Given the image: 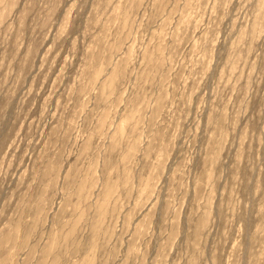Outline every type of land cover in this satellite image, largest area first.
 I'll use <instances>...</instances> for the list:
<instances>
[{"label":"rangeland","instance_id":"1","mask_svg":"<svg viewBox=\"0 0 264 264\" xmlns=\"http://www.w3.org/2000/svg\"><path fill=\"white\" fill-rule=\"evenodd\" d=\"M0 264H264V0H0Z\"/></svg>","mask_w":264,"mask_h":264}]
</instances>
